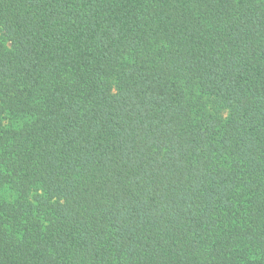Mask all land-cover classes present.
I'll return each instance as SVG.
<instances>
[{"label": "trees", "instance_id": "trees-1", "mask_svg": "<svg viewBox=\"0 0 264 264\" xmlns=\"http://www.w3.org/2000/svg\"><path fill=\"white\" fill-rule=\"evenodd\" d=\"M0 264H264V0H0Z\"/></svg>", "mask_w": 264, "mask_h": 264}]
</instances>
